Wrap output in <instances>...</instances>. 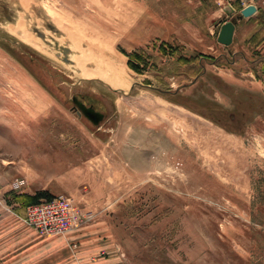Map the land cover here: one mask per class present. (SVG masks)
Returning a JSON list of instances; mask_svg holds the SVG:
<instances>
[{
	"label": "rangeland",
	"instance_id": "obj_1",
	"mask_svg": "<svg viewBox=\"0 0 264 264\" xmlns=\"http://www.w3.org/2000/svg\"><path fill=\"white\" fill-rule=\"evenodd\" d=\"M245 1L0 0V211L71 198L102 264H264V7ZM242 19L233 54L217 36Z\"/></svg>",
	"mask_w": 264,
	"mask_h": 264
},
{
	"label": "crops",
	"instance_id": "obj_2",
	"mask_svg": "<svg viewBox=\"0 0 264 264\" xmlns=\"http://www.w3.org/2000/svg\"><path fill=\"white\" fill-rule=\"evenodd\" d=\"M245 19L237 21L235 30L233 33L232 43L226 46L233 54L238 52L239 43L245 40L243 23ZM253 31H256L254 27ZM12 210V207H9ZM15 208H13V215L6 214L0 211V230L3 219L20 220L23 222L24 212L23 210H17L18 214H15ZM30 228V227H29ZM29 228H24L20 237V233L17 236L16 227H13L11 232L6 234V241L3 234L0 232V264H102L99 259L92 257L95 255V244L93 243L88 234L92 231L89 228L82 227L77 232L71 234L68 240L65 242L59 239V236L52 239H43L38 245L31 243V238L25 236L26 233L31 234ZM19 230V229H18ZM63 238V237H61Z\"/></svg>",
	"mask_w": 264,
	"mask_h": 264
},
{
	"label": "built area",
	"instance_id": "obj_3",
	"mask_svg": "<svg viewBox=\"0 0 264 264\" xmlns=\"http://www.w3.org/2000/svg\"><path fill=\"white\" fill-rule=\"evenodd\" d=\"M244 7H264V0H246ZM15 189L19 188L15 184ZM92 218H84L74 201L63 195L43 199L25 209L23 222L41 236L68 238Z\"/></svg>",
	"mask_w": 264,
	"mask_h": 264
},
{
	"label": "water",
	"instance_id": "obj_4",
	"mask_svg": "<svg viewBox=\"0 0 264 264\" xmlns=\"http://www.w3.org/2000/svg\"><path fill=\"white\" fill-rule=\"evenodd\" d=\"M256 12L254 6H249L241 11V17H249ZM235 23L230 21L220 27L217 42L223 46H229L232 43ZM113 89V88H112ZM115 90V89H113ZM73 103L79 111L93 124L97 125L104 117L100 112L95 111L92 107H87L84 103L79 102L75 97L72 98ZM80 112H78L80 114Z\"/></svg>",
	"mask_w": 264,
	"mask_h": 264
},
{
	"label": "flooded vegetation",
	"instance_id": "obj_5",
	"mask_svg": "<svg viewBox=\"0 0 264 264\" xmlns=\"http://www.w3.org/2000/svg\"><path fill=\"white\" fill-rule=\"evenodd\" d=\"M73 98H74V97H73ZM76 99H77V98H76ZM77 100H78V99H77ZM78 101H79V100H78ZM79 102H80V101H79ZM81 103H82V102H81ZM85 105H86V104H85ZM86 106H87V107H92V106H88V105H86ZM76 107H77V106H76ZM92 108L94 109V107H92ZM77 109H78V108H77ZM78 110H79V109H78ZM94 110H95V109H94ZM95 111H96V110H95ZM78 112H80V111H78ZM97 112H98V111H97ZM100 113H101V112H100ZM80 114L82 115L81 112H80ZM102 114H103V113H102ZM83 116H84V115H83ZM84 117H85V116H84ZM103 119H104V117H103ZM103 119H102V120H103ZM102 120H101V121H102ZM101 121H100V122H101ZM100 122H99V123H100ZM99 123H98V124H99Z\"/></svg>",
	"mask_w": 264,
	"mask_h": 264
},
{
	"label": "bare ground",
	"instance_id": "obj_6",
	"mask_svg": "<svg viewBox=\"0 0 264 264\" xmlns=\"http://www.w3.org/2000/svg\"><path fill=\"white\" fill-rule=\"evenodd\" d=\"M111 86H113L114 88L115 87H119V85L117 84V82L116 83H113V85H111ZM117 89V88H116Z\"/></svg>",
	"mask_w": 264,
	"mask_h": 264
},
{
	"label": "trees",
	"instance_id": "obj_7",
	"mask_svg": "<svg viewBox=\"0 0 264 264\" xmlns=\"http://www.w3.org/2000/svg\"><path fill=\"white\" fill-rule=\"evenodd\" d=\"M50 198H52V197H48V198H46V199H50ZM40 201H41V200H40ZM37 202H39V201H37ZM37 202H34V203H32V204H35V203H37ZM32 204H31V205H32Z\"/></svg>",
	"mask_w": 264,
	"mask_h": 264
}]
</instances>
